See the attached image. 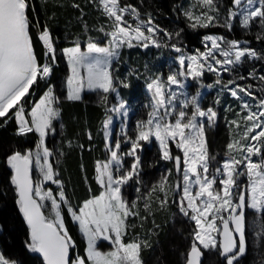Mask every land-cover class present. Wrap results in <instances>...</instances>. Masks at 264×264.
<instances>
[{
  "label": "snow or ice",
  "instance_id": "6c2138e0",
  "mask_svg": "<svg viewBox=\"0 0 264 264\" xmlns=\"http://www.w3.org/2000/svg\"><path fill=\"white\" fill-rule=\"evenodd\" d=\"M100 2L105 15L112 20L113 31L110 33L108 45L100 46L98 43L90 41L87 43V52H82L79 44L63 50L72 66V75L67 80L68 98L72 100L81 98L80 93L85 86V77L79 71L81 67L87 69L86 84L88 89H101L105 93L109 90L115 91L112 87L110 65L112 58L118 54L121 47L131 48L137 44L144 48H148L150 45L161 46L155 37L162 30L153 23L150 16L145 20H140V14L134 6L121 7L119 0H100ZM202 3L210 10L214 9L213 0H202ZM29 8V0H0V117H6L10 110L18 108L14 115L19 121V133L35 131L40 136V144L35 156L29 150L26 153L15 151L7 157V164L14 171L11 181L19 193L20 210L31 230L30 243L27 247L33 252L42 254L45 264H86L87 261H90L91 264H142L139 259L141 245L135 242L127 244L122 242V232L126 227L125 219L130 213L127 210L126 202L122 199L120 186L127 183L134 175H138L140 157L135 155L136 150L141 147L140 141L148 142L151 137L159 142V146L163 150L162 158L174 160L176 170L180 172L181 157H172L167 144L168 138L172 140L178 138L177 147L183 149V164L185 165L182 172L183 187L179 205L181 211H184V205L187 204V209L194 213L190 218L198 226V230L194 233L195 239L187 264H199L201 252L196 242L204 249L216 247L215 238L211 233L218 231L217 219L222 223L221 255L224 256L226 264H234L235 261H238L239 257L246 253L245 215L242 209L246 206V192L249 190L250 204L248 206L260 212L264 219V159L259 162L252 160V156L260 155L261 152L260 147L252 141L264 139V98L256 104L258 111H252L247 102L242 104V108L247 110L245 122L248 125L244 135L248 144L241 145L239 149L243 153V159L236 160L229 156L220 167L215 168L216 175L209 178L203 122H198V118H206L212 122L217 117V112L212 108L202 110L196 96H192L190 101L185 99L182 107L177 110L176 101L179 94L170 86L183 87V81L178 79V76L185 80L189 77L193 79L203 77L205 67L208 72H216L219 75L220 72H229L241 65L244 58L264 60V55L258 54L255 49L249 46L241 47L239 41H228L222 36H207L204 39L211 42V47H207L205 52L197 50L195 55L187 58L183 55L179 57L181 71L167 77L169 87L166 88L159 81H153L147 85L148 89L153 92V110L146 123L142 122L138 125L137 140L130 141V152L121 155H118L117 151L113 150L112 144H109L110 161L103 165L107 171H100L97 176L100 184L104 185L107 190L93 199L87 200L80 209L79 215L73 212L74 218L79 222L81 230L87 237L86 257H77L73 261L70 257V249L74 247V244L64 229L60 215L61 203L66 199L64 191L61 189L59 192V202L53 197L51 190L41 195L40 186L36 185L34 188L31 177L33 159L39 163L41 160L40 150H42L45 163L40 164V171L43 173V179L59 183L58 180H54L52 164L47 162V158L52 153L44 142V138L49 132L55 131L52 122L59 116V111L54 107L58 98L52 90H49L31 108L30 124L25 119L23 107L20 106L21 100L36 83L38 75L48 77L51 72L48 64L41 65L37 60L30 34ZM125 14L137 21L134 27L125 20ZM185 15L192 18L190 12H185ZM195 19L199 21L201 17ZM204 19L207 23L201 25L203 27H207L208 24L215 21L214 16H207ZM237 19L239 25L245 29H248L250 24L256 20H258L259 26L264 29V0H231V6L223 16L222 26L231 30ZM193 26L195 27V25ZM165 34L169 38L173 35L172 33ZM175 35L178 36L179 33ZM38 39L46 47V55L54 61L55 48L50 32L47 29L43 30L38 34ZM176 51L179 52L180 49L177 48ZM93 53L101 55L89 60L88 58ZM218 56L221 58L218 59ZM249 75L256 76V71L252 70ZM259 79L264 80V76H260ZM217 83H219V79ZM229 85L234 86L226 85L225 88H228L230 95L237 99L241 98L240 93L251 95L248 89L240 87L235 81H229ZM190 105L194 106V111L187 122H184L185 118L189 116L186 109ZM112 111L126 116L127 105L118 101V107H113ZM173 116H175L174 122L170 119ZM232 123L236 124V121ZM186 129L190 134H186ZM114 148L117 150L120 148L119 140L115 141ZM234 148L235 143L228 145L229 150ZM122 155L133 156L135 162L131 165V170L114 178L110 169L113 162L117 170L123 167ZM198 164L202 170L198 171ZM241 165L246 168V173L237 171ZM225 174L226 178H224ZM234 174L248 176L250 183L247 188L237 185ZM218 177L221 185L220 191L213 189ZM194 185L198 186V191L195 194H193ZM177 188L180 189L179 184H177ZM237 188L239 191L234 197L233 193ZM34 196L39 197L40 200H51V208L55 213L53 219L46 218L41 211L42 205L37 202ZM197 199L202 201V207L197 205ZM216 204H219V207H215ZM225 209L230 210L227 219L220 215ZM185 215H187L186 211ZM209 215L212 217L211 222H207ZM205 222H207V228H205ZM230 222L234 224V228H230ZM111 233H114V236ZM257 235L264 236V232ZM101 237L111 240L116 245L115 250L108 253L98 251L96 242ZM237 239L239 244L236 243ZM0 264H10V261L0 255ZM259 264H264V261H260Z\"/></svg>",
  "mask_w": 264,
  "mask_h": 264
},
{
  "label": "trees",
  "instance_id": "16d2710c",
  "mask_svg": "<svg viewBox=\"0 0 264 264\" xmlns=\"http://www.w3.org/2000/svg\"><path fill=\"white\" fill-rule=\"evenodd\" d=\"M221 1L225 10L231 6V0ZM120 2L122 5L134 6L143 15L153 16L158 25L165 30L178 32L179 38L175 40L182 42L184 50L188 49L187 46L191 43L199 46V39L204 34L220 32L228 38L249 40L251 46L259 54L264 55V29L259 26L258 20L248 29L240 31L236 27L229 30L211 26L194 30L182 11L185 0H120ZM29 5L28 16L31 21L33 48L38 62L41 65L48 64L51 72L48 78L37 79L30 88L27 99L20 103V106L30 110L32 103L37 102L49 86L52 84L55 86L60 116L53 120L52 127L55 131L49 132L46 144L52 153L51 162L55 177L62 183L70 207L78 211L87 200L98 196L102 191L97 180L96 166L97 162L105 161L110 156L102 122L109 113L108 108L115 102V95L113 91L103 93L101 96L85 92L79 100L69 99L65 87L68 66L63 50L77 44L85 45L89 41H101L105 35L104 28L108 18L99 0H29ZM45 29L50 32L53 40L54 61L46 55L47 49L38 39V34ZM148 48H136L133 54L125 48L120 56L124 64L120 67L119 73L113 72V78L117 79V74L125 76V72L128 71L130 75L128 93L131 99L142 91L141 80L133 76L135 66L132 61L135 56L143 58ZM123 90L124 87L121 88L124 93ZM17 110L18 108H14L6 117H0V249L6 258L16 261L17 264H44L42 258L27 247L30 243L29 230L16 200V187L11 181L12 169L7 164V157L13 152L25 153L40 143L38 132L19 133V121L14 115ZM221 139L225 140L214 128L208 144L211 154L219 149V146L216 148L214 145L220 144ZM221 156L220 154L218 157ZM161 166L170 168L172 172L170 180L175 181L178 173L172 160H164L157 147L153 151L145 152L139 167V175L132 179L133 187L139 185L140 176L142 179L143 176H155ZM143 195L142 192L138 196L140 213L137 212L135 217H128L137 219V222L132 228L128 226L125 241H130L136 234L143 237L140 256L144 264H184L183 254L180 253L186 251L189 244L194 242L192 234L194 225L187 219L183 222H174L178 212L176 192L171 191L165 201L161 199L162 192L152 193L151 198L147 200ZM45 212L48 216L49 212L46 209ZM64 218L76 244L71 249L72 257L76 252L86 257V241L67 209L64 210ZM262 250L264 254V243ZM253 251L246 250L234 264L241 261L242 264H250L248 260L254 257ZM215 257L211 264H226L221 254L218 253Z\"/></svg>",
  "mask_w": 264,
  "mask_h": 264
},
{
  "label": "rangeland",
  "instance_id": "374dc122",
  "mask_svg": "<svg viewBox=\"0 0 264 264\" xmlns=\"http://www.w3.org/2000/svg\"><path fill=\"white\" fill-rule=\"evenodd\" d=\"M221 3H222L221 0H213L214 9L210 10L208 6L202 3V0H185L182 11L184 15H185V12L191 13L192 18H189L186 15L185 16L186 18H188L189 25L194 30L206 28L201 25L207 23L206 19H204V17H207V16L215 17V21L211 24H208L207 27L211 26V27L225 28L222 25L224 23L223 16L226 14L227 9L225 10L224 4L223 3L221 4ZM100 4L104 12L103 5L101 2ZM119 4L121 7L130 5V4L122 5L120 0H119ZM139 14H140V17H139L140 20H145L148 16H150L153 23L159 26V28L162 30L158 32L155 37L157 39V42L161 46L155 47V46L150 45L149 47H153V48L146 49L147 52L145 53V56L143 58H137L136 56L133 58L132 64H134L135 66L133 68V76L135 78L140 79L142 83V91L134 99H131L128 93L129 86H130V79H129L130 75L128 71L125 72V76L117 74L118 75L117 79L113 78V72L119 73L120 67L123 66L124 62L123 60L120 59V56L122 55V52L125 48L129 49L130 52L133 54V51L136 48L139 49L141 46H139L138 44L131 48L127 46H123L118 50V54L112 58L111 65H110V74H111L112 81H113L112 87L113 89H115V91L109 90V92L107 93H111L113 91L115 95V102L112 103V105H110V107L108 108L109 113L107 116H105L102 124H103L104 133H105L106 140H107L108 149H109V144H112L113 150H116L118 155L126 154L130 152L131 150L130 141L137 140V137H138V131H139L138 125L141 124L142 122L146 123L149 114L153 110L152 109L153 92L152 90L148 89L147 85L153 81H159L160 83L164 84L166 88L169 87V85L167 84V77L169 75L176 74L179 71H181V67L178 62L179 57L181 55L187 58L189 56L195 55L197 53V50H199V52H205L207 47H211V42L205 41L204 39L207 36H218V37L222 36L228 41L241 42L240 44L241 47L249 46L252 49H255L251 46L252 44L249 40H246V39L239 40L237 38H231V37L228 38L220 32H208L204 34L201 37V39H199L200 40L199 46H195L193 43L190 42L191 44L187 46L188 49L184 50L182 42L175 40V38L176 39L179 38L177 35H175L176 33L169 32L165 30L164 28H162L154 20L153 16L146 15V14L143 15L140 12ZM196 17H201V19L197 21L195 19ZM107 18H108V23L106 22V25L104 28L106 30L104 38L101 41H91V42L98 43L100 46L108 45V41L110 40V33L113 31L112 20L109 17ZM125 20L128 21V23L132 24L133 27L137 23V21L135 19H132L128 14H125ZM254 22H252L251 24H253ZM193 25H195V27ZM235 27L239 31L241 29H244L243 27L239 25L238 19L236 22L233 23L232 30ZM165 33H172L173 35L169 38ZM79 45L81 47L82 52H87V43L85 45H81V44ZM176 47L181 48L179 52H175L173 50V48H176ZM256 52L258 53L257 50ZM100 55L101 54L93 53L92 56L89 57L88 59L91 60L93 57L100 56ZM64 57L66 58V63L68 66V74L65 77V87L67 88V97H68L67 80L72 75V71H71L72 66L66 54H64ZM217 58L219 59L221 57L218 56ZM186 64H187V60H186ZM252 70L256 71V76L249 75V73ZM79 71L81 75L85 77V86L81 90V93H80L81 98L83 97L85 92H90L97 96H101L103 93H105L101 89H95V90L88 89L87 84H86V77H87L86 67H81ZM260 76H264V60L244 58V62L241 65L236 66L232 71L220 72L218 75L216 72H208L205 67L203 77L196 78V79L189 77L185 80V78L178 76L177 78L183 81V87L177 88V86H170L173 89H175L177 93L179 94L178 99L176 101L177 110H179V108L182 107L183 101L185 99L190 101L192 96H196L199 102L200 108L202 110H207L208 108H212L214 111L217 112V117L212 122H209L206 118H198V122L200 121L203 122V136L206 142L205 151L208 157L209 178H211L212 175H216L214 171L215 168L220 167L223 161L227 159L229 156L235 158L236 160L243 159V153L239 151V149L241 145L248 144V140L244 139L245 131L248 125L245 122L247 110L242 108V104L247 102L249 106L251 107L252 111H258L256 104L259 102L260 99L264 98V80L259 79ZM48 77H45V78H48ZM240 77H244V78L241 79ZM40 78L41 76L38 75L37 79L39 80ZM218 79H219V83H217ZM229 81H235V83L239 84L240 87L248 89L251 92V95H244L243 93H240L239 94L241 97L240 99H237L236 97L231 96L228 88H225L226 85H228L229 87L234 86V85H229ZM123 87H124V90H123L124 93L121 91V88ZM49 90H52L55 93V86L53 84L49 86L48 89L45 91V93L42 95V97ZM252 90H257V92L255 93ZM29 93H30V89H29L28 94L21 100L20 103H23L27 99V96L29 95ZM253 97H255V99H253ZM165 98L167 99V95ZM39 100L37 102L32 103L30 110L28 111L25 110L29 118V122L31 120V108L34 107L35 104L39 102ZM217 100L219 101L218 103L216 102ZM118 101L126 103L127 105V115L126 116H121L119 113H114L112 111L113 107H118ZM54 107L58 109L59 116H60V109L58 107L57 101L54 104ZM186 111L188 112L189 116L185 118L184 122H187L188 118L191 116V113L194 111V106L190 105L186 109ZM59 116L57 118H59ZM170 119L174 122L175 116L171 117ZM109 121L111 122L109 123ZM233 121H236V124H233L232 123ZM237 125H239V127H237ZM214 128L217 129L218 132H220V137L225 138V140L223 141V139H221L222 142L220 141L221 142L220 144L214 145V147L216 148H218L219 146V149L213 154H211V152H209L208 144L210 143V134L211 132H213ZM186 134H190L189 130L187 129H186ZM46 137L44 138V142H45V146L47 147ZM116 140H119L120 142V148L118 150L114 148V144ZM236 142H239V143H236ZM177 143H178V138L177 140H172L171 138L167 139L168 150L171 156L181 157V166H180L181 171L177 172L178 174H177L176 180L173 182L170 180V177L172 176V172L170 168H167V167L164 168L161 166L159 170L155 173V176H152V177L143 176L144 177L143 179L140 176V179H138L139 185H135L133 187L132 179L139 175V167L142 163V157L143 155H145V152H148L149 150L153 151V149L157 147L163 154V150L160 148L159 142L154 137H151L150 141L148 142L140 141L141 147H139L135 153L136 156L140 157V162L138 165V175H134L132 179L127 181V183L120 186L121 196H122V199L127 204V210L130 213L128 217H130L134 215L137 216V212L140 213V210L138 207L139 193L143 192L144 194L143 196L147 200L151 198L152 193L162 192L163 197L161 199L165 201L167 200L169 194H171V191L173 192L175 191L177 194L176 203L178 205V212L176 214V219H174L175 221L174 220L173 221L183 222L184 220L187 219L188 222H192L194 225L193 227L194 230H192V234L194 237V233L198 230V226L195 224V221H193L190 218L192 215H194V213H192L190 209H187L186 203L184 205V211H181V207L179 205V199H180V196L182 195V187H183L182 172H183V168L185 167V165L183 164V159H184L183 149L178 148ZM230 143H235V148L233 150L228 149V145ZM252 143L256 144L261 149L260 155L252 156L253 162H259L261 159H264V152H263L264 139L260 141H252ZM37 150H38V146L35 147L33 150H31L33 153V156H35V153L37 152ZM40 151H41L40 162L37 163L35 159H33L34 161L33 174H34V179L36 181V185L40 186L41 195H44L47 191L51 190V192L53 193V197L56 198L59 202L60 201L59 192L61 189L63 190L62 183L55 177L54 168H53L54 180H58L59 183H53L52 181H46L43 179V173L40 171V164H44L45 160L43 158L42 150ZM220 154L222 156L218 157ZM189 155H191V153H189ZM109 161H110V156L105 161L97 162V166H96L97 176L100 171H107L106 169L103 168V165L108 164ZM47 162L52 164L51 156L47 158ZM134 162L135 161H134L133 156L122 155L123 167L120 168L119 170H117L115 163L113 162L110 170L112 171L114 178L120 175H124L126 171L131 170V165ZM172 162L174 165L175 164L174 160H172ZM197 167H198V171L202 170L199 164L197 165ZM237 171H244L246 173V168L243 165H241L237 169ZM193 178H194V174H193ZM224 178H226V174ZM234 179L236 180V183L238 186H242L245 188H247V186L250 183L249 178L246 174L240 175V176H236L234 174ZM98 183L100 184L99 181ZM177 184L180 185V189L177 188ZM100 186L102 187L101 193L107 190L104 185L100 184ZM213 189L216 191L221 190L219 177L217 179L216 184L213 185ZM196 191H198V186L194 185L193 194H195ZM238 191H239V188H237L234 191L233 193L234 197L236 196ZM221 195H222V192H221ZM36 198L38 199L39 203L42 205L44 210L46 209V211L49 212L47 216L48 219H53L55 213L53 212L51 208V200L50 199L40 200L39 197H36ZM17 203H18V200H17ZM196 203L197 205L202 207V201L200 199H197ZM249 204H250V190L249 192H246V206L244 207L246 208L245 213L246 214L250 213L249 215L246 216L244 236H245V242H246V250L249 252L254 250L253 252L255 253V255L253 254L254 257L248 261L251 262L250 264H259L260 261H264V254L262 250L263 243H264V236H260L257 234L264 232V220L262 219L261 213L252 209L250 206H248ZM215 207H219V204H216ZM65 209L68 210V213L72 217L73 222L77 225L78 230L82 234L83 238L86 241V245H87V237L85 236L84 232L81 230L79 222L73 216V212L79 215L80 209L76 211L72 207H70L67 197L64 200V202L61 203V207H60V215L63 220L64 229H66L68 235L71 237L74 247L76 246L75 241L68 231L65 218H64ZM185 211L187 212V215H185ZM229 211L230 210L225 209L220 213V215L223 216L225 219H227L229 215ZM128 217L125 219L126 227H125V230L122 232V242L125 244L135 242L141 245L143 241L142 239L143 237L139 236L138 234L134 235L133 239H131L130 241H125L124 239L126 236L128 226L132 228L137 222V219H134V218L128 219ZM211 220H212V217L211 215H209L207 222H211ZM207 222H205V228H207ZM221 224H222L221 221L217 219L216 227L218 231L211 233V235L215 238L216 247H210L208 249H204L202 246L199 245L198 242H196L197 247L201 248L204 251V254H206L205 264H211V261L214 260V258H216L215 257L216 254L218 253L221 254L220 238H219V234L221 231ZM0 231H1V225H0ZM111 235L114 236V233H111ZM192 244L193 243H190L188 249L180 253V254H183L182 258H183L184 264H186L187 256L191 249ZM96 247L98 251H101L103 253H108V252L115 250L116 245L111 240H106L103 237H101L97 240ZM30 251L33 252L31 249ZM86 253H87V247H86ZM0 255H2L6 260H9L10 264H17L16 261L6 258L5 255H3L1 249H0ZM77 257H82V256L78 252H76L75 255L71 259L74 261ZM139 259L142 261L141 256H140V249H139ZM242 263L243 261L239 262L238 264H242ZM86 264H91V262L90 261L89 263L86 262ZM142 264H144L143 261H142Z\"/></svg>",
  "mask_w": 264,
  "mask_h": 264
},
{
  "label": "water",
  "instance_id": "95a60500",
  "mask_svg": "<svg viewBox=\"0 0 264 264\" xmlns=\"http://www.w3.org/2000/svg\"><path fill=\"white\" fill-rule=\"evenodd\" d=\"M177 48L181 49L180 47H176V48H173V50H174L175 52H177V51H176ZM33 166H34V161H33L32 167H31V177H32V180H33V187L35 188V187H36V182H35V179H34V177H33ZM12 173L14 174V171H13V170H12ZM15 187H16V186H15ZM16 192H17V200L19 201V193H18L17 189H16ZM34 198L37 199L35 196H34ZM37 202L39 203L38 199H37ZM18 205H19V202H18ZM19 208H20V206H19ZM20 211H21V210H20ZM41 211L44 213V215L46 216V218H48V217H47V214H46V212H45V210H44L43 207H41ZM21 213H22V212H21ZM22 215H23V213H22ZM23 216H24V215H23ZM24 219H25V217H24ZM25 221H26V219H25ZM26 224H27V221H26ZM27 226H28V230H29V238H31V236H30V231H31V230H30V227H29L28 224H27ZM230 228H233L232 225H231V222H230ZM219 237H220V251H221L222 246H223L222 224H221V232H220ZM236 243L239 244V240H238V239L236 240ZM198 248H199V247H198ZM199 250H200V252H201V256L199 257V264H203L204 259H205V254H204V251H203L201 248H199ZM35 253H36V252H35ZM36 254L39 255V256L42 258V260H43L42 254H39V253H36ZM70 257H71V249H70ZM221 257L224 259V256L221 255ZM189 258H190V251H189L188 256H187V261H188ZM187 261H186V264H187ZM43 263L45 264L44 261H43Z\"/></svg>",
  "mask_w": 264,
  "mask_h": 264
},
{
  "label": "flooded vegetation",
  "instance_id": "af4514ba",
  "mask_svg": "<svg viewBox=\"0 0 264 264\" xmlns=\"http://www.w3.org/2000/svg\"><path fill=\"white\" fill-rule=\"evenodd\" d=\"M242 210L244 211V215H245V214H246V213H245L246 208H243ZM245 216H246V215H245ZM231 225H232V227L234 228V224L231 223ZM244 233H245V231H244Z\"/></svg>",
  "mask_w": 264,
  "mask_h": 264
}]
</instances>
